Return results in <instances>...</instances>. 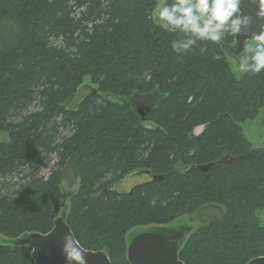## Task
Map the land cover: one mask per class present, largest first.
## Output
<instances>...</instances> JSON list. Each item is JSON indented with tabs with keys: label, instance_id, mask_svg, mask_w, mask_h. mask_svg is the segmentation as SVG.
I'll return each mask as SVG.
<instances>
[{
	"label": "trees",
	"instance_id": "1",
	"mask_svg": "<svg viewBox=\"0 0 264 264\" xmlns=\"http://www.w3.org/2000/svg\"><path fill=\"white\" fill-rule=\"evenodd\" d=\"M157 3L0 0V264H33L7 241L48 233L62 212L84 250L127 264L133 228L207 205L221 214L184 238V264L264 257V147L242 129L264 108V70L235 77L232 35L174 52ZM66 168L77 187L64 201ZM138 173L148 180L114 189Z\"/></svg>",
	"mask_w": 264,
	"mask_h": 264
},
{
	"label": "clouds",
	"instance_id": "2",
	"mask_svg": "<svg viewBox=\"0 0 264 264\" xmlns=\"http://www.w3.org/2000/svg\"><path fill=\"white\" fill-rule=\"evenodd\" d=\"M252 2L257 5L256 18L264 20V0ZM240 5L241 0H173L157 3L154 11L164 31L178 34L179 39L171 42L173 51L190 52L197 41L220 43L225 35H241L248 29L251 17L242 15ZM250 38L254 43L246 39L243 48L248 61L244 71L256 75L264 70V25ZM61 251L67 264H86L85 250L71 231L63 237Z\"/></svg>",
	"mask_w": 264,
	"mask_h": 264
},
{
	"label": "water",
	"instance_id": "3",
	"mask_svg": "<svg viewBox=\"0 0 264 264\" xmlns=\"http://www.w3.org/2000/svg\"><path fill=\"white\" fill-rule=\"evenodd\" d=\"M240 8L242 15L251 17L249 28L242 30L241 35L234 36L233 44H221L226 56L236 63L245 54L243 48L246 39L248 43L252 41L251 35L258 33L261 25H264V20L256 18L257 5L252 0H241ZM136 112L144 121L145 112L140 110ZM211 166L212 164L199 166L198 170L207 172ZM152 179L155 180L156 177H152ZM158 179H162V177H158ZM65 218L66 214L62 212L61 216L54 220L51 230L46 234L29 233L15 240L7 241V243L15 247L29 248L33 264H67L61 248L63 237L71 230L66 224ZM179 237L180 235L176 232H171L169 236L152 232L132 236L126 247L127 264H184L178 256V249L182 243L178 240ZM84 255L86 264H110L109 258L103 251L85 250ZM247 264H264V257L253 258Z\"/></svg>",
	"mask_w": 264,
	"mask_h": 264
},
{
	"label": "rangeland",
	"instance_id": "4",
	"mask_svg": "<svg viewBox=\"0 0 264 264\" xmlns=\"http://www.w3.org/2000/svg\"><path fill=\"white\" fill-rule=\"evenodd\" d=\"M159 4L163 5V0H158ZM153 20L155 23L160 24L161 22L156 17V13H153ZM249 43H254L250 41ZM231 69L237 79H240L241 76L245 73L244 69L247 66V55L244 54L243 57L236 63L235 61L230 59ZM242 63V66L240 64ZM89 89H84L83 93L78 94L79 97H82L84 93H86ZM135 101V100H134ZM136 102V101H135ZM147 104L137 103L135 106L136 111L140 110L142 112L147 113ZM242 129L245 133L246 138L250 141L253 147L262 148L264 147V108L260 110L259 115L254 121L246 122L242 124ZM202 128L199 130H195L194 134L198 135ZM6 139L5 135L0 134V142ZM48 172L44 171L43 175L47 176ZM148 180V177L144 174L138 173L136 176H130L126 178L123 182L118 183L114 189L119 191L120 193H124L129 191L134 185L138 183H142ZM62 196L64 201H66L69 195L73 192V190L77 187V179L74 177V174L69 168H66L63 173V184H62ZM221 214V208L214 206H205L203 209L196 211L192 215H185L177 218L175 221L170 223L169 225L163 226H145V227H137L133 228L127 234V241L136 234L144 233V232H152L157 233L162 236H169L171 231H180V228H185L184 238H186L192 231L200 227L201 225L207 223L214 217H217ZM257 216H259L260 221L264 223V209L257 212ZM187 229V230H186ZM5 239V238H4ZM2 236H0V243L5 240Z\"/></svg>",
	"mask_w": 264,
	"mask_h": 264
},
{
	"label": "flooded vegetation",
	"instance_id": "5",
	"mask_svg": "<svg viewBox=\"0 0 264 264\" xmlns=\"http://www.w3.org/2000/svg\"><path fill=\"white\" fill-rule=\"evenodd\" d=\"M175 232L180 235V237L178 238V240L183 242L184 241V232H186L185 231V228L184 229L183 228H180V231L178 230V231H174L172 233H175Z\"/></svg>",
	"mask_w": 264,
	"mask_h": 264
},
{
	"label": "bare ground",
	"instance_id": "6",
	"mask_svg": "<svg viewBox=\"0 0 264 264\" xmlns=\"http://www.w3.org/2000/svg\"><path fill=\"white\" fill-rule=\"evenodd\" d=\"M200 128H197L196 130H199Z\"/></svg>",
	"mask_w": 264,
	"mask_h": 264
}]
</instances>
